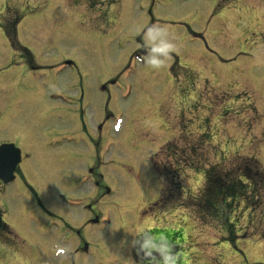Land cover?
I'll return each mask as SVG.
<instances>
[{"label": "rangeland", "instance_id": "374dc122", "mask_svg": "<svg viewBox=\"0 0 264 264\" xmlns=\"http://www.w3.org/2000/svg\"><path fill=\"white\" fill-rule=\"evenodd\" d=\"M99 1H8L16 12L25 14V26L30 31L21 32L19 40L30 47L33 61L50 65L69 59L90 86L86 97L95 105V112L83 116L80 128L84 122L94 131L105 106L111 114L106 121L111 153L105 156V166L95 170L97 177L98 172L103 173V181L112 192L98 202L104 215L100 225L81 229L83 212L73 206L61 208L55 198L51 200L57 192L66 197L85 196L72 180L77 174L79 178L90 162L83 154L86 149L81 144L70 148L77 153L76 159L67 162L53 157L58 148L38 149L32 142L34 138L23 142L32 158L21 165V170L32 186L45 194V208L57 217L46 220L50 216L29 201L18 179L7 189L14 196L5 201L14 212L15 225L27 222L44 239L46 254L41 264L75 262L70 255H57L56 249L65 247L69 251L78 238L77 229L88 239L91 250H103L120 241L117 253L114 248L110 254L116 253L119 264H127L125 258L132 245L124 243V230L134 226L130 236L137 237L140 229L156 220L168 221L165 225L175 229L179 225L177 230L186 237L184 264H264V238L247 236L253 232L242 205L233 215L234 232L246 233L247 237H236L234 242L225 240L216 225L200 222L188 207L202 183L200 171L206 165L214 166L221 158L239 155L245 157L240 167L247 163L252 167L258 161L264 170V52L259 58L251 43L257 31L247 29L253 26H249V20L263 15L264 0H219L217 13H213L217 0ZM3 2L0 0V10ZM257 22L260 31L264 20ZM151 23H157L164 32L162 38L175 45V51L158 69L129 61L139 46L134 37ZM141 37L147 46L144 34ZM76 74L65 70L54 78L51 91L72 93L67 81H74L73 75L77 79ZM117 75L119 86L110 90L108 100L105 93L97 92L99 84ZM38 86L46 95L51 85L43 79ZM3 100L6 98L0 96V104ZM44 106L47 109L52 104ZM50 113L39 118L33 113L31 120L16 122V128L31 125L35 132L53 128L44 133V138L50 131L61 132L58 124L70 128L66 123L71 118L63 116L70 114L69 109L68 113L63 108L59 113ZM111 117L121 121L116 132L109 123ZM25 134L32 136L29 131ZM174 138L171 151L177 156L169 159L160 147ZM80 140L83 142L82 136ZM50 143L54 146L56 142ZM184 152L189 160H184ZM96 154L102 155L100 150ZM159 196L160 202L167 200L165 209L157 206ZM65 224L71 227V233ZM58 228L60 234L56 237ZM55 237L56 244H50ZM88 262L98 264V257Z\"/></svg>", "mask_w": 264, "mask_h": 264}, {"label": "flooded vegetation", "instance_id": "af4514ba", "mask_svg": "<svg viewBox=\"0 0 264 264\" xmlns=\"http://www.w3.org/2000/svg\"><path fill=\"white\" fill-rule=\"evenodd\" d=\"M8 1L4 0L2 10H0V96L6 98L0 104L2 106L0 108V144H14L15 148L19 149V153L17 154H19L20 162L15 167V180L11 184L9 183L10 185H4L0 176V264H41L42 256L46 254L44 252V239L41 238L36 228L27 222L22 221L19 226H16L14 212L5 204L7 199L14 196V193H8L7 189L15 181L20 179L24 185L22 191L28 192V196L30 197L29 201L39 207L44 214L50 216L45 219L57 217L52 211L45 208V202L43 200L45 194H40L27 180L24 171L21 170V165L32 158L31 150L24 147L23 142L27 139L34 138L32 142L34 145L36 144L38 149L43 147H46L47 150L50 148H58V154L53 155V157L56 156L55 159H62L68 162L74 160V158L76 159L75 155L77 153H74L70 149L74 147L75 142L73 144L71 142L75 139V135L82 132L83 136L86 137H84L85 143L88 145H86L88 151L83 152V154L86 153L89 161L93 163L96 158V146L103 147L105 138L102 139L103 132H101L100 140L97 142L93 131L88 126L83 124V128L81 129L79 124L72 123V121L78 120L79 116L85 113V110L89 112L94 110L95 112V105L86 97L90 86L84 82L76 66L71 68V71L73 73L76 71L77 79L73 75L72 78L74 81H67L73 89L72 93L55 90L53 92H46V95L41 94L42 91L39 89L38 80L46 79L49 81L51 87H53L54 78H57L58 74L63 70L61 65L62 61L50 65L45 62L35 63L33 61L30 47L21 43L19 40V34L21 32L30 31L25 26V14L16 12L17 8L11 6ZM213 12H217L216 7ZM262 16L263 19L257 20H264V13ZM99 19H102V16ZM254 20H256V17ZM259 35L264 45V33H260ZM110 88V85L105 84L103 87L104 92L108 93ZM46 104H52V106L45 109L44 105ZM62 108L66 113H68V109L70 110L69 115L64 114L63 116L71 118L69 120L71 122L68 121L66 123L70 127L69 129H63L61 124H58L57 127L58 131L65 132L68 136L66 140L69 142L66 144L59 142V145L51 146L50 142L60 140L62 137L60 135L61 132L50 131L44 138V133L53 128H46L39 132H35V126L32 127L31 125L16 128L18 126L15 124L16 122L20 120H31L33 113H35L37 118L39 116L48 117L52 115L51 113L49 114L50 111L59 113V110ZM106 111L107 107L105 106L104 113ZM4 131L6 133L3 134ZM26 131L31 132L32 136L26 135ZM67 133H70V135ZM64 150H67V152L64 153ZM14 155H16V150L11 148L9 151L0 154V162H11ZM77 176L75 175L73 177V182L79 179ZM84 181H87L88 185L91 186L85 190L87 192L85 196L66 197L62 193L57 192L51 195L53 197L51 200L55 198L61 208L71 206L70 202L76 205L80 204L78 207L84 213L81 229L87 227L89 229L94 224L100 225L102 221L103 212L99 209L98 203H96V201H100V199H96V194L100 193L101 188L99 187H102V184L96 179L93 171L87 173ZM96 217L98 220H94ZM59 220L58 225L61 228ZM92 220H94V224L90 223ZM165 224H168V221L156 220L151 226L140 229L136 235L137 237L130 236L131 229L134 226L131 225L129 230H124L127 233V238L124 239V243L132 245V251H128L125 262L127 264H163L165 256H169L174 258L175 264H184L185 250L184 244L181 241L182 234ZM66 227L71 233V227L68 225ZM60 228L55 229L58 233L56 237L60 234ZM81 229L75 230L78 238L70 245L68 253L75 258V262H71L70 264H88V260H93L95 256L98 257V264H111L108 257L110 253L104 250H91L88 239L81 236ZM56 237L51 238L54 241L49 243L56 244ZM150 239L156 247L152 249L142 247L144 242ZM34 259L35 261H33Z\"/></svg>", "mask_w": 264, "mask_h": 264}, {"label": "trees", "instance_id": "16d2710c", "mask_svg": "<svg viewBox=\"0 0 264 264\" xmlns=\"http://www.w3.org/2000/svg\"><path fill=\"white\" fill-rule=\"evenodd\" d=\"M242 160L245 159L233 158L229 165L221 162L206 168L202 188L192 196L191 206L188 205L200 220L223 229L228 240L236 238L231 219L240 205L242 210L249 211L251 232L264 236V210L261 209L264 207V172L257 162L252 167L249 163L240 167Z\"/></svg>", "mask_w": 264, "mask_h": 264}, {"label": "clouds", "instance_id": "9594fccd", "mask_svg": "<svg viewBox=\"0 0 264 264\" xmlns=\"http://www.w3.org/2000/svg\"><path fill=\"white\" fill-rule=\"evenodd\" d=\"M164 32L154 23L147 27L144 36L147 41V46L143 54L137 57L141 63H147L153 68H160L165 64L170 55L175 51V45L163 39ZM163 57V59L161 58ZM142 247L147 249L155 248L153 241L146 240ZM68 250L65 247H58L56 249L57 255H64ZM163 264H175L172 257L165 256Z\"/></svg>", "mask_w": 264, "mask_h": 264}, {"label": "water", "instance_id": "95a60500", "mask_svg": "<svg viewBox=\"0 0 264 264\" xmlns=\"http://www.w3.org/2000/svg\"><path fill=\"white\" fill-rule=\"evenodd\" d=\"M12 169V167L9 168V171Z\"/></svg>", "mask_w": 264, "mask_h": 264}, {"label": "snow or ice", "instance_id": "6c2138e0", "mask_svg": "<svg viewBox=\"0 0 264 264\" xmlns=\"http://www.w3.org/2000/svg\"><path fill=\"white\" fill-rule=\"evenodd\" d=\"M118 126V125H117Z\"/></svg>", "mask_w": 264, "mask_h": 264}]
</instances>
